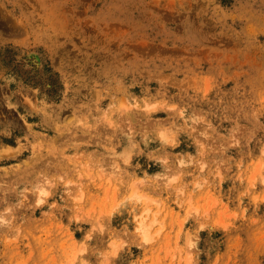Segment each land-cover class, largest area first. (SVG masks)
<instances>
[{"label": "rangeland", "instance_id": "obj_1", "mask_svg": "<svg viewBox=\"0 0 264 264\" xmlns=\"http://www.w3.org/2000/svg\"><path fill=\"white\" fill-rule=\"evenodd\" d=\"M0 264H264V0H0Z\"/></svg>", "mask_w": 264, "mask_h": 264}]
</instances>
